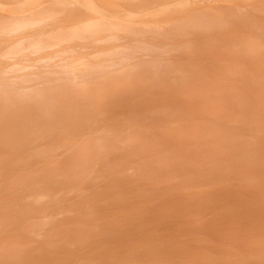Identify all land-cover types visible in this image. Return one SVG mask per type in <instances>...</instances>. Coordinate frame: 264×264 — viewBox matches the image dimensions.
Listing matches in <instances>:
<instances>
[{
    "label": "rangeland",
    "instance_id": "obj_1",
    "mask_svg": "<svg viewBox=\"0 0 264 264\" xmlns=\"http://www.w3.org/2000/svg\"><path fill=\"white\" fill-rule=\"evenodd\" d=\"M92 1L127 19L0 0V121L34 126L0 136V264H223L264 246V0Z\"/></svg>",
    "mask_w": 264,
    "mask_h": 264
},
{
    "label": "bare ground",
    "instance_id": "obj_2",
    "mask_svg": "<svg viewBox=\"0 0 264 264\" xmlns=\"http://www.w3.org/2000/svg\"><path fill=\"white\" fill-rule=\"evenodd\" d=\"M20 1V0H19ZM74 1H77V3H80V4H82V5H84V6H86L88 9H89V12L88 11H86V10H81V9H78V10H75L74 11V13H76L73 17H76L75 19H74V23L73 24H75V25H83V24H85V22L86 21H89V19L90 18H97V20L100 22V24H107V23H111V24H119V22H121L122 20H126L127 18H124L121 14H117V12H113V13H115V17L110 13V11H108L106 8H103V7H101V6H99L98 4H96L94 1H92V0H74ZM27 2V1H26ZM150 2V1H149ZM147 4H149L148 2H146ZM151 3H152V1H151ZM24 4H26V3H24ZM79 4V5H80ZM113 4H115V6H117L118 4L117 3H113ZM144 4V3H143ZM143 4H141V7H142V5ZM153 4V3H152ZM152 4H150V6L152 5ZM22 5H23V2H22ZM5 6V5H4ZM24 6V5H23ZM22 6V7H23ZM149 6V5H148ZM19 8H20V6H18ZM19 8H17V9H19ZM86 8V9H87ZM144 8V7H143ZM149 8V7H148ZM26 9V8H25ZM24 8L20 11V12H23V11H25L26 12V10H25ZM87 9V10H88ZM42 9H39V10H32V11H30L28 14L27 13H22V14H24V15H21L20 14V19H23V18H27L28 17V19L27 20H29V17H30V14L31 15H33L34 16V13H40V11H41ZM113 10H119L118 8H116V7H114V9ZM19 12V11H18ZM17 12V13H18ZM19 12V13H20ZM28 12V11H27ZM84 13H85V15H84ZM73 14V13H72ZM111 14V16L109 17V15ZM40 15V14H39ZM42 15V14H41ZM45 15V14H44ZM76 15H78V18H77V16ZM87 15H89V17L87 16ZM130 15V14H129ZM132 15V14H131ZM46 16V15H45ZM113 16V17H112ZM133 16V15H132ZM17 17V16H16ZM32 17V16H31ZM35 17V16H34ZM33 17V18H34ZM111 17H112V19H111ZM69 18V17H68ZM67 18V19H68ZM20 19H18V20H20ZM30 19H32V18H30ZM34 20H35V18H34ZM68 20H72V19H68ZM129 21V20H128ZM15 22V21H14ZM130 22V21H129ZM20 23V22H19ZM128 23V22H127ZM73 26V25H72ZM3 30V29H2ZM28 32V31H27ZM31 32V31H30ZM26 33V34H24V35H22V36H20L19 35V37L18 36H16L15 38H14V41L15 42H20V41H22V40H25V39H30V38H34V37H38V41H39V37H41V36H43L44 34H46L47 33V31L45 30V29H42V30H36V31H34V32H32V33ZM21 33H23V32H21ZM20 33V34H21ZM45 36V35H44ZM8 38H6V40H7ZM12 39V38H11ZM37 39V38H36ZM9 40V39H8ZM37 41V40H36ZM10 42V41H9ZM40 42V41H39ZM93 70V69H92ZM1 71V70H0ZM48 75V71L47 70H42L41 72L39 71V72H30V73H25V74H18V75H15V78H8V83L9 84H15V85H18L19 86V84H22V81H24L23 82V86L21 85L20 87H26L27 86V84H25V83H27V81L26 80H28V82L30 81V82H32V81H36L37 82V84H40L41 83V80H42V82H44V81H46V82H48V78H47V80L45 79V76H47ZM17 76V77H16ZM13 77V76H12ZM19 80H18V79ZM37 78V80H39V81H37V80H35ZM51 80V79H50ZM29 82V83H30ZM47 100V99H46ZM245 104H246V102H245ZM44 108V107H43ZM41 111V110H40ZM27 114H29V113H27ZM22 116V115H21ZM29 116H30V114H29ZM262 118H264V111H263V113H262ZM250 119H252V118H250ZM31 120V119H30ZM242 120L243 121H245L246 119H245V117H242ZM253 120V119H252ZM252 120H250V121H252ZM34 121V120H33ZM249 121V120H248ZM260 121V120H259ZM262 121H264V119H262ZM263 124H264V122H263ZM26 126L30 129V131L31 130H33L34 129V126H32V125H9V124H7V123H4V122H1L0 121V136L1 137H4V136H9V137H12V133H14V131L15 130H17V131H20V132H22V131H27L25 128H26ZM36 131V130H35ZM37 132V131H36ZM23 133V132H22ZM29 135V134H28ZM213 135H215L216 137H217V135L216 134H212V136ZM214 136V137H215ZM214 137H212V138H214ZM220 138V137H219ZM7 141V140H6ZM205 141V140H204ZM8 143V142H7ZM205 143H207L206 141H205ZM209 143V142H208ZM263 158V157H262ZM263 160L264 159H262V162H263ZM260 164H263V163H261V161H260ZM261 166V165H260ZM264 168V167H263ZM81 236V235H80ZM223 264H264V246H262V245H260V246H258V247H252V248H246V249H244L243 251H241L240 252V255H239V258H238V260L236 261V262H228V263H223Z\"/></svg>",
    "mask_w": 264,
    "mask_h": 264
}]
</instances>
